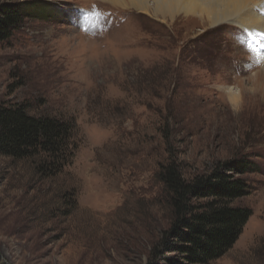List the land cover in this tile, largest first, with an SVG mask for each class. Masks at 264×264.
Masks as SVG:
<instances>
[{
    "label": "rangeland",
    "instance_id": "1",
    "mask_svg": "<svg viewBox=\"0 0 264 264\" xmlns=\"http://www.w3.org/2000/svg\"><path fill=\"white\" fill-rule=\"evenodd\" d=\"M4 7L24 20L0 42V104L78 131L53 178L0 155V264H148L169 225L157 178L169 151L186 178L236 158L260 165L233 203L252 216L212 264H264V104L253 112L251 96L264 65L250 31L104 0H0V20ZM229 88L243 91L239 110Z\"/></svg>",
    "mask_w": 264,
    "mask_h": 264
},
{
    "label": "trees",
    "instance_id": "2",
    "mask_svg": "<svg viewBox=\"0 0 264 264\" xmlns=\"http://www.w3.org/2000/svg\"><path fill=\"white\" fill-rule=\"evenodd\" d=\"M2 9L0 42L24 20L22 10ZM29 110L25 103L0 104V155L33 160L40 176L56 177L75 157L78 125ZM169 153L157 172L169 225L153 246L148 264H212L234 247L252 216L251 209L233 203L251 194L244 177L261 173L260 165L236 158L186 178Z\"/></svg>",
    "mask_w": 264,
    "mask_h": 264
},
{
    "label": "bare ground",
    "instance_id": "3",
    "mask_svg": "<svg viewBox=\"0 0 264 264\" xmlns=\"http://www.w3.org/2000/svg\"><path fill=\"white\" fill-rule=\"evenodd\" d=\"M116 4L125 10H132L138 13L149 15L155 19L164 22L174 21L179 17L190 20H197L202 26L206 25L211 28L224 25L235 24L244 27L255 37L260 45L261 56H264V40L259 36H255L254 29L264 32V15L257 14L256 16L243 20L241 16L245 9L254 0H104ZM264 65V60H261ZM264 81V74H263ZM264 84V83H263ZM231 93V103L239 110L244 103L243 91L228 89ZM250 96V95H249ZM251 96L254 98V111L261 109L264 104V85L257 90H252ZM229 100V95H228ZM230 102V100H229ZM251 106V105H250ZM250 112V111H249ZM252 112V113H253ZM259 112V111H258ZM256 113V112H255ZM254 113V114H255ZM254 116V115H253Z\"/></svg>",
    "mask_w": 264,
    "mask_h": 264
},
{
    "label": "snow or ice",
    "instance_id": "4",
    "mask_svg": "<svg viewBox=\"0 0 264 264\" xmlns=\"http://www.w3.org/2000/svg\"><path fill=\"white\" fill-rule=\"evenodd\" d=\"M264 15V0H254V2L249 4V7L245 9L244 14L241 16V22L246 19H250L257 14ZM95 16L98 18L99 13H95ZM255 36H259L261 40H264V32H255ZM249 51L254 52L256 55V62L260 63L261 60H264V56H261V52L256 49L249 48Z\"/></svg>",
    "mask_w": 264,
    "mask_h": 264
},
{
    "label": "clouds",
    "instance_id": "5",
    "mask_svg": "<svg viewBox=\"0 0 264 264\" xmlns=\"http://www.w3.org/2000/svg\"><path fill=\"white\" fill-rule=\"evenodd\" d=\"M228 95H229V100H230V103H231V93H230V91L228 92ZM233 107H234V110H236L234 105H233Z\"/></svg>",
    "mask_w": 264,
    "mask_h": 264
}]
</instances>
